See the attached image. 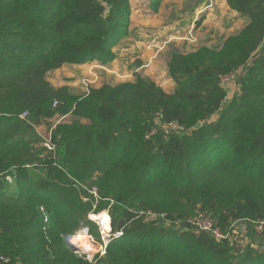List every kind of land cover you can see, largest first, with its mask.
<instances>
[{
	"label": "trees",
	"instance_id": "trees-1",
	"mask_svg": "<svg viewBox=\"0 0 264 264\" xmlns=\"http://www.w3.org/2000/svg\"><path fill=\"white\" fill-rule=\"evenodd\" d=\"M103 2L0 0V264H264V0H226L247 21L220 47L173 46L172 92L136 74L75 96L47 75L114 61L132 14L162 0ZM250 60L228 99L221 78ZM81 185L112 218L91 260L68 244L101 240ZM199 215L238 240L199 230Z\"/></svg>",
	"mask_w": 264,
	"mask_h": 264
},
{
	"label": "rangeland",
	"instance_id": "rangeland-1",
	"mask_svg": "<svg viewBox=\"0 0 264 264\" xmlns=\"http://www.w3.org/2000/svg\"><path fill=\"white\" fill-rule=\"evenodd\" d=\"M103 1L100 0L102 4L106 5ZM132 4L135 5L136 3L133 2ZM211 4L212 7L210 8ZM148 9L138 8L132 14L129 34L119 40L115 48L116 58L114 61L104 65L98 60H91L84 65V68L70 66L73 70L67 67L61 72H57V70L48 74L47 81L58 87H68L73 95L80 96L85 92L86 84H90L89 87L91 88L115 86L135 81V76L138 74L154 81L163 90L170 93L174 89V84L169 77L168 60L173 46L185 53L192 52L202 46L218 48L226 38L242 30L247 21L233 11L226 0H162L156 15H153ZM191 34L196 41L190 39ZM150 43L161 46L166 44V46L161 47L162 51L157 54L149 45ZM56 74L58 75L56 76ZM237 83V79L231 78L222 84L224 87H228L226 89L228 99L235 95L238 89ZM56 121L58 119L53 120V122ZM43 127L44 130L38 132L40 135L47 136L49 134L48 128ZM48 143L45 141L44 146L47 147ZM50 146L52 147L51 142ZM81 187L95 198L93 200L94 211L91 214H94L93 216L96 214V217L106 214L107 210L102 211L103 213L96 212L97 207L101 204L97 188H88L84 185ZM94 192L97 193V196L93 195ZM200 216L204 217L199 215L195 218ZM110 219L112 223V218L110 217ZM206 221L210 222L209 220ZM260 227L259 225L258 230L263 235L264 229L261 230ZM111 234L108 233L109 237ZM83 235L90 237L92 243H95L92 245L89 242L91 249H79L81 247L73 242V238L68 239V244L75 249V253L88 254L87 258L91 260L99 246L103 245L102 235L100 233V241L98 238L90 236L86 231ZM109 237L104 242H108ZM236 240L238 237L234 239L230 236L224 241L235 243ZM255 244H260V241L257 240Z\"/></svg>",
	"mask_w": 264,
	"mask_h": 264
},
{
	"label": "built area",
	"instance_id": "built-area-1",
	"mask_svg": "<svg viewBox=\"0 0 264 264\" xmlns=\"http://www.w3.org/2000/svg\"><path fill=\"white\" fill-rule=\"evenodd\" d=\"M211 7H212V4L210 5V8H211ZM190 39L196 41L195 38L193 37V34L190 35ZM149 45L155 50V52H156L157 54L160 53V52L162 51L161 47H165V46H166V44H164L163 46H161V45L153 44V43H150ZM251 63H252V60H250L246 66H242V67H240L239 69H237L236 71H234V72L231 73L230 75L223 76V77L221 78V85H222V84H225V82H227V81H228L229 79H231V78L237 79V81H238L239 78H242V77L246 74L247 68L250 67ZM143 66H144V65H143ZM85 84H86V82H85ZM89 85H90V84H86V85H85V87H86V88H85V91H86V92H88V90H89V88H90ZM222 86H223V85H222ZM223 88L227 89L228 87H227V86H226V87L223 86ZM55 105H56V104H55ZM27 114H28V113H24L21 117H22V118H26V117H27ZM157 120H159V117H158ZM155 128H156V129L154 130L153 133H156V132L159 131V130H163V131H165L166 133H180V132H184V128L178 126L177 124H170V125L164 124V125H163V124H160L159 122H156V127H155ZM45 141L49 142V143L47 144V147H48V149L51 150V149H52V147L50 146L51 139H50L49 137H47V138H45ZM94 189H96V188H94ZM96 190H97V189H96ZM93 195L97 196V193L94 192ZM98 198H99V196H98ZM84 201H86V199H84ZM106 214H108V216H109V212H108V211H107ZM109 218H110V216H109ZM89 219H90L91 221H93L94 223H96V224L100 227V231H101L100 233H101V235H102L103 245H102V246H99L98 250L95 252V255H96V254H99L100 256H103V255L106 254V249H107V246H108V244H109V241H108V242H104V241H106V239L109 237L108 233L111 234L112 228H110V229L107 231V230L105 229V227L103 226V223H100L99 220H93V219H92V216H91ZM204 219L208 220L207 218L200 216V217H198V218L194 221V225H195L199 230H201V231H203V232L212 233L213 236H214L217 240H220V241H221V240L229 239V237H230L229 234H223V233L220 232L219 230L214 229L213 222L209 220V221L211 222V223H210V222H207V221L204 220ZM110 222H111V219H110ZM259 225L261 226L260 229L263 230V229H264V220L261 221V222L259 223ZM120 235H121V234H118V236H120ZM110 238H111V235H110L109 239H110ZM88 240H89V242H90L92 245H95V243H92L90 237L88 238ZM103 246H104V247H103ZM88 253H90V252H88ZM87 255H88V254H87ZM95 255H94V256H95Z\"/></svg>",
	"mask_w": 264,
	"mask_h": 264
},
{
	"label": "bare ground",
	"instance_id": "bare-ground-1",
	"mask_svg": "<svg viewBox=\"0 0 264 264\" xmlns=\"http://www.w3.org/2000/svg\"><path fill=\"white\" fill-rule=\"evenodd\" d=\"M94 214H91L92 218L95 220H99L100 223H103V226L105 227L106 230H109L111 228V222L108 214H101L100 217L93 216ZM89 237L82 234H78L77 236L73 237V242L79 245L81 248L79 249H91L90 248V243L88 240Z\"/></svg>",
	"mask_w": 264,
	"mask_h": 264
},
{
	"label": "crops",
	"instance_id": "crops-1",
	"mask_svg": "<svg viewBox=\"0 0 264 264\" xmlns=\"http://www.w3.org/2000/svg\"><path fill=\"white\" fill-rule=\"evenodd\" d=\"M86 66H87V65H86ZM67 67H69L70 70H73L72 67H70V66L67 65V66L62 67V69H61V70H58L57 72H59V71L61 72V71H63V70H64L65 68H67ZM82 67L84 68L85 66H81V68H82ZM73 68H75V67H73ZM58 74H59V73H58ZM58 74H56V76H57ZM53 85H54V84H53ZM54 86H56V85H54ZM43 128H44V127H39L38 131H42V130H44ZM38 133H39V132H38ZM43 135H44V134H42L41 136H43Z\"/></svg>",
	"mask_w": 264,
	"mask_h": 264
},
{
	"label": "water",
	"instance_id": "water-1",
	"mask_svg": "<svg viewBox=\"0 0 264 264\" xmlns=\"http://www.w3.org/2000/svg\"><path fill=\"white\" fill-rule=\"evenodd\" d=\"M158 219L161 220L162 217H158ZM184 226H186V227H190V223H184Z\"/></svg>",
	"mask_w": 264,
	"mask_h": 264
}]
</instances>
